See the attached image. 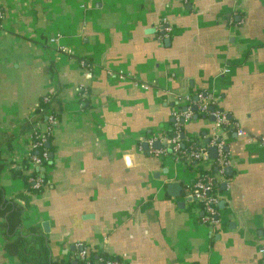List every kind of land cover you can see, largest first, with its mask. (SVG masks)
Returning a JSON list of instances; mask_svg holds the SVG:
<instances>
[{"label":"crops","instance_id":"crops-1","mask_svg":"<svg viewBox=\"0 0 264 264\" xmlns=\"http://www.w3.org/2000/svg\"><path fill=\"white\" fill-rule=\"evenodd\" d=\"M0 11V186L24 227L48 224L54 259L76 261L80 243L121 264H264V0H0ZM198 93L242 132L222 135L232 172L214 227L183 196L197 174L146 142ZM47 114L49 162L26 172L46 185L29 193L11 172ZM183 130L202 137L209 120ZM2 244L0 233V264H20Z\"/></svg>","mask_w":264,"mask_h":264},{"label":"built area","instance_id":"built-area-1","mask_svg":"<svg viewBox=\"0 0 264 264\" xmlns=\"http://www.w3.org/2000/svg\"><path fill=\"white\" fill-rule=\"evenodd\" d=\"M2 18L3 13L0 11V21ZM161 30L164 33L163 36L166 37L171 29L164 26ZM81 66H84L83 62H81ZM79 92L82 93L83 89H79ZM50 98L48 95L44 96L40 104H50ZM210 104L216 105L212 99H208L200 93L194 98L185 96L177 99V107L172 113L173 135L168 136L165 134L158 138L149 139L146 142L149 147L148 153L153 157L170 155L176 162L197 174L194 181L183 188V196L198 205L201 212V223L208 227H214L218 223L219 206L216 190L224 181L226 170L231 166V159L225 150V142L222 139V135L231 130L238 135L242 134V132L236 123L229 120L225 112L218 108L214 109ZM195 111L206 120H209L210 131L202 137L195 139L185 138L183 140L180 127L196 118ZM56 123V117L52 114H47L43 128L32 129L25 151L18 157L13 169L20 168L24 162L29 163V166L36 167L37 170L43 167V163L49 160V151L46 145ZM157 140L164 143L163 147L159 149L153 147ZM209 149L215 150L214 159H209ZM206 165L211 166V168L207 171L202 170L203 166ZM35 173L36 175L29 177L27 181L31 183L32 189L40 190L46 185V180L42 173L38 171ZM75 248L77 250L76 259L82 264H121L119 260L105 257H97L92 261L87 249L80 243L76 244ZM259 252L264 257V246L260 248Z\"/></svg>","mask_w":264,"mask_h":264},{"label":"trees","instance_id":"trees-1","mask_svg":"<svg viewBox=\"0 0 264 264\" xmlns=\"http://www.w3.org/2000/svg\"><path fill=\"white\" fill-rule=\"evenodd\" d=\"M210 105L216 109L215 105ZM47 108H49V104H39L37 112L40 115V119L45 115ZM195 116L196 118L202 117V115L197 114L196 111ZM170 125L171 129L167 133L168 136L173 135L174 132L172 129L173 122H171ZM32 127H34V124ZM180 128L181 133H183V125ZM182 139L184 140L185 137ZM4 143L6 144L7 140L4 141L0 137V149ZM48 162L49 160L44 162L43 167H45ZM4 167L5 163L0 155V175L4 170ZM30 167L29 163L24 162L21 164L20 168L13 169L11 175L12 177L23 179L29 193H37L42 189H32L31 183L27 181L29 177H34L36 175L35 172H32L31 174L26 173ZM21 198L26 200V197ZM22 210L23 207L16 201V199L7 197L4 189L0 186V233L3 239V250L8 255L15 257L20 264H72V260L54 259L52 257L49 241L46 235L38 228L34 226L26 228L23 226ZM108 258L110 259V257ZM90 259L92 261L95 260L93 256H90ZM76 262L77 264H82L77 260Z\"/></svg>","mask_w":264,"mask_h":264},{"label":"water","instance_id":"water-1","mask_svg":"<svg viewBox=\"0 0 264 264\" xmlns=\"http://www.w3.org/2000/svg\"><path fill=\"white\" fill-rule=\"evenodd\" d=\"M165 42H168V40H165ZM194 119H196V118H194ZM146 147V146H145ZM215 157V150L214 149H209V158L210 159H213ZM41 171H43V169H41ZM231 169L230 168H228L227 170H226V173L228 174V175H230L231 174ZM167 191H168V193L170 194H173L172 196H175V197H177V196H179V193L181 192V186H180V184L179 183H169L168 185H167ZM42 229H43V233L44 234H47L49 231H48V224L47 223H43L42 224ZM72 264H77V262L76 261H74V262H72Z\"/></svg>","mask_w":264,"mask_h":264}]
</instances>
